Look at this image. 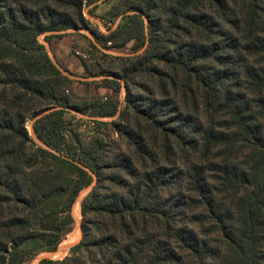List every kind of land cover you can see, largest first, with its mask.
<instances>
[{
  "label": "trees",
  "instance_id": "trees-1",
  "mask_svg": "<svg viewBox=\"0 0 264 264\" xmlns=\"http://www.w3.org/2000/svg\"><path fill=\"white\" fill-rule=\"evenodd\" d=\"M99 2L0 0V264L55 253L77 203L79 241L38 264H264V0ZM70 30L104 60L134 43L98 64L111 95L39 40Z\"/></svg>",
  "mask_w": 264,
  "mask_h": 264
},
{
  "label": "rangeland",
  "instance_id": "rangeland-1",
  "mask_svg": "<svg viewBox=\"0 0 264 264\" xmlns=\"http://www.w3.org/2000/svg\"><path fill=\"white\" fill-rule=\"evenodd\" d=\"M103 0H100V2H102ZM99 2V3H100ZM98 3V4H99ZM92 8V6H87L84 9V15L85 17L90 21L91 26L92 27H97V29L102 33V34H107L105 28L103 27V24L100 22V20L98 19V17H101L102 15L106 14L109 11L110 6L109 5H100V7L96 10L95 15H90L88 14V12L90 11V9ZM119 21V18L116 20L115 24H113V27L117 25ZM87 39H91L93 40L94 38L92 37V35L89 32H86L84 30L79 31L78 33L74 34V39H70V41L67 42H62L60 44V51L61 52H65L67 51V48L70 47L68 50H70V52L68 51V53L72 56H74L75 58H77L80 62H82L85 65V69L82 71V73H80V75H67L65 72L64 75H67L69 77V79L76 81V83H74V91L75 94L79 97H89V96H93L94 94H100V96H107V95H111L110 91H107L105 89H99L98 84H100V82L103 79L101 72L102 67H98V64H101V66H104L103 63H108L111 56H127V54H129L131 52V49L133 47V42L128 44L124 50H109V51H104L105 53H107L110 57H107V59L104 60V58L96 51L94 50ZM40 42L45 46L48 55L50 56V58L52 59L53 63L56 65L57 68H59L61 71L62 69H66L63 66L62 62H59L58 59L55 57V52L53 49L56 48V45L58 43V40H54L53 45L49 46L46 42L43 41V36H41L39 38ZM98 48L102 49L103 45H98ZM75 52H79L81 54H85L87 56V58L85 60H83L82 58H80L79 56H77L75 54ZM75 54V55H74ZM75 62V60H73ZM61 63V64H60ZM77 63V62H76ZM124 97V89H122V92L119 96L120 101L122 102ZM75 122L78 123H85L88 126L86 127H81L82 131H81V135H85L88 136L91 134L92 132V126L93 124L90 123L88 121V118L85 116H81L79 114H75ZM38 116H33L30 117L26 123V127L27 130L29 131L30 136L35 140L34 136H33V132H32V124L34 122V120L37 118ZM66 118L68 120L73 119L72 115H66ZM102 122H109V119H99ZM114 138V137H113ZM112 144L113 145H117L116 141L112 139ZM90 189V188H89ZM88 190L83 191L80 194L79 200L78 202L85 197V195L88 193ZM77 209V214L76 215L74 213L75 216V220H76V226L74 231L68 235L66 237V239L62 242V244H60V246L58 247L57 252L54 254H41L39 255L37 258H35L34 260H32L29 264H38V262L41 259L47 258V259H51V260H61L63 259L66 255H68L69 253V249H64L65 247H69L70 245L74 246L80 239V236L78 238V240H75L78 235H79V229H78V222L81 220L80 214H79V203H77L76 206Z\"/></svg>",
  "mask_w": 264,
  "mask_h": 264
},
{
  "label": "crops",
  "instance_id": "crops-1",
  "mask_svg": "<svg viewBox=\"0 0 264 264\" xmlns=\"http://www.w3.org/2000/svg\"><path fill=\"white\" fill-rule=\"evenodd\" d=\"M78 32L79 31L70 30L67 32H62V33H53L51 35H62V36L58 37V38H53L51 43H49V44L47 43L49 46H52L54 40H58V43L55 44L56 48L53 49L55 52V57L58 59L59 62H62L63 66L66 68V69H62V70H67L73 75H80V73H82V71L84 70L83 65L77 58H75L74 56H72L68 53V51L70 52V50H68L70 47L67 48V51L61 52L60 51V44L62 42L70 41V39L71 40L74 39V34H76ZM75 54H76V52H75ZM73 60H75V62Z\"/></svg>",
  "mask_w": 264,
  "mask_h": 264
},
{
  "label": "built area",
  "instance_id": "built-area-1",
  "mask_svg": "<svg viewBox=\"0 0 264 264\" xmlns=\"http://www.w3.org/2000/svg\"><path fill=\"white\" fill-rule=\"evenodd\" d=\"M76 55L79 56L80 58H82L83 60H85L87 58V56L85 54H81L79 52H76Z\"/></svg>",
  "mask_w": 264,
  "mask_h": 264
},
{
  "label": "water",
  "instance_id": "water-1",
  "mask_svg": "<svg viewBox=\"0 0 264 264\" xmlns=\"http://www.w3.org/2000/svg\"><path fill=\"white\" fill-rule=\"evenodd\" d=\"M33 132V131H32ZM33 136H34V138H35V135H34V133H33ZM91 188V187H90ZM90 190V189H89ZM78 224V229H79V225H80V221L77 223ZM73 246V245H72ZM71 245L69 246V247H65L64 249H69L70 250V248L72 247ZM58 250V249H57ZM57 252V251H56ZM55 252V253H56ZM55 253H51V254H53V256H54V254Z\"/></svg>",
  "mask_w": 264,
  "mask_h": 264
}]
</instances>
